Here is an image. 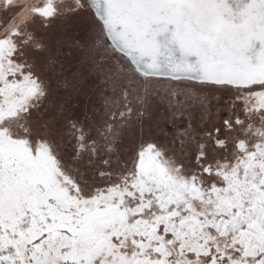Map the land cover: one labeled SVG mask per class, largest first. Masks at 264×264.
Masks as SVG:
<instances>
[{
    "label": "snow or ice",
    "instance_id": "1",
    "mask_svg": "<svg viewBox=\"0 0 264 264\" xmlns=\"http://www.w3.org/2000/svg\"><path fill=\"white\" fill-rule=\"evenodd\" d=\"M0 264H264V0H0Z\"/></svg>",
    "mask_w": 264,
    "mask_h": 264
}]
</instances>
